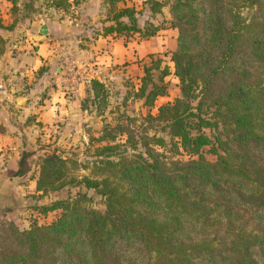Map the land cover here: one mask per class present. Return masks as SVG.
Returning <instances> with one entry per match:
<instances>
[{"label":"trees","instance_id":"trees-1","mask_svg":"<svg viewBox=\"0 0 264 264\" xmlns=\"http://www.w3.org/2000/svg\"><path fill=\"white\" fill-rule=\"evenodd\" d=\"M7 1L18 11L15 0ZM34 1L25 0L24 6ZM84 1L40 5L70 11L72 17ZM105 2L110 16L102 35L136 32L145 38L161 28L139 27L134 4ZM167 4L168 26L177 31L171 66L159 56L149 58L131 97L154 107L143 120L159 125L169 141L154 133L135 135L118 123L104 125L95 139L87 133L100 159L78 183L99 194L103 210L90 207L85 193L77 192L39 207L59 210L48 223L22 229L1 223L0 264H264V0L141 2L150 13ZM244 8L248 17L240 13ZM17 22L13 17L4 25L0 19V29ZM167 75L179 93L154 105L166 94ZM84 83L93 109L102 113L104 82L93 74ZM116 132L133 149L141 140L142 150L111 158L119 147ZM205 147L213 160L205 158ZM25 156L17 173L26 171ZM70 163L75 162L54 152L43 154L34 191L64 186Z\"/></svg>","mask_w":264,"mask_h":264},{"label":"rangeland","instance_id":"rangeland-1","mask_svg":"<svg viewBox=\"0 0 264 264\" xmlns=\"http://www.w3.org/2000/svg\"><path fill=\"white\" fill-rule=\"evenodd\" d=\"M16 9L18 11L10 10V3H1L0 1V19L3 21H8L13 17L18 19L17 24H25L27 20L36 19V21L50 22L51 20L59 19H68L70 11L66 13L57 12L49 8H44L43 5H40L41 0H36L31 3L32 6H24L25 0H15ZM134 3V0L132 1ZM139 4V3H138ZM138 13L136 14L137 25L139 27L144 26L146 23H152L154 25L161 26L158 29L157 33L153 36H157V43L164 41L162 43L163 48L160 52H150L143 56L140 60L136 61L138 66V71L133 68H129V72H124V69L120 73H111L110 75H104L100 73L99 76L104 82L107 89L106 96V106L104 107L102 113L97 114L96 110L93 109V105L90 104V93L87 92V87L83 84L80 85L81 93V102L85 105L86 108V118L82 122L81 132H77L74 135L65 134L61 135L52 130H36L32 135L30 134L25 139L29 138L30 142L28 143H19L15 140L18 139L17 136H14L12 143L8 144L4 140L0 141V179L7 177L12 179L7 186L4 188V191L9 195V199L6 201L0 202V224L11 222L18 229L26 228L30 223L36 222L39 224H44L50 222L58 213L59 210H49L42 212L39 207L45 204H49L53 200L71 198L76 195L77 192L85 193L88 198V205L96 210H103V199L97 194L93 189H86L81 184L78 183L79 179L83 176H91L92 174V162L96 158L94 155V147L96 146L95 141H89L87 133L91 135V139H95L100 134V130L104 125L112 127V125L120 124L122 126H127V128L132 129L137 134H146L148 137L153 133L159 136H163L165 141L168 142V136L160 130V126L155 122L152 125L147 124L143 120V116L148 112H153V108H148L142 105L140 100H135L131 97L132 89L136 86L137 80L142 74V66L148 63L149 58L160 57L163 61V64H171L168 62L169 53L172 52L175 48V37L177 34L176 29L168 26L167 20L170 19L169 15V6L164 5L161 7L159 13H150L147 6L144 5L139 8L137 5ZM241 15L248 17L250 15V10L244 8L240 11ZM51 14V15H50ZM60 17L59 15H63ZM165 20V21H164ZM163 21V22H162ZM123 39L128 37L135 39L139 37L138 33L132 32L124 36ZM61 37L60 34L56 35ZM161 36H163L161 38ZM147 38V37H145ZM160 38V39H159ZM61 39V38H60ZM60 39H58L60 41ZM77 40V39H76ZM75 43V42H74ZM61 42L57 45V51L62 50L63 55L58 57L56 65H60L62 78L69 79L71 75L68 74L66 69L65 58H71L75 60V56L72 50L68 51L64 48ZM73 55H72V54ZM62 54V53H61ZM63 56H66L63 60ZM77 63V61L75 60ZM135 63V62H132ZM128 61L123 62L122 64L115 66L125 67L130 65ZM89 65V64H87ZM91 65V64H90ZM96 66L93 64V67ZM115 66L111 67V70L115 69ZM119 68V69H120ZM126 70V69H125ZM79 70L73 68V75L78 76ZM111 72V71H109ZM80 74V73H79ZM72 75V76H73ZM88 71L83 75L87 77ZM164 81L166 82L167 90L166 94L156 98L154 105L164 103L166 101L172 100L178 95V86L174 78L170 76H165ZM66 89L69 92L74 89V85L71 83ZM70 87V88H69ZM111 129V128H110ZM116 140L115 142L119 144V147L113 151L111 158L117 159L119 155L129 156L132 153H136L139 150H142L140 143L141 140H137L135 143L136 147L133 149L131 143H126L124 141V136L119 135L118 132L115 133ZM61 137V139H60ZM136 137V136H135ZM59 138V140H58ZM103 143V141H102ZM16 145V146H14ZM14 146V148H11ZM169 144L165 146V149H168ZM158 151H162L161 147L157 148ZM206 147L203 150V154L206 159L213 160L214 156L209 152H206ZM54 152L62 157L67 159L74 160V164L70 163V170L66 178L67 183L58 190L48 191L45 194H40L39 192L34 191L35 180L39 170V164L41 161V156ZM168 154L169 151H167ZM26 166V171L19 176H16L15 173L19 168V163L23 160ZM177 157L183 158L184 155H178Z\"/></svg>","mask_w":264,"mask_h":264},{"label":"crops","instance_id":"crops-1","mask_svg":"<svg viewBox=\"0 0 264 264\" xmlns=\"http://www.w3.org/2000/svg\"><path fill=\"white\" fill-rule=\"evenodd\" d=\"M141 2L134 0L133 4L140 8ZM119 4L131 5L132 2L121 0ZM107 12L105 0H85L68 19L46 23L31 19L12 29H0L3 40L0 44V83L8 94L5 98L0 93V141L11 144L17 136L15 143L25 144L30 142V137H25L36 130L49 129L61 135L81 132L87 113L80 105L82 92L79 87L83 83H74L71 92L66 89L68 81L62 78L60 65H56L58 57L63 55L62 50L57 51L59 42L67 52L75 51L71 54L78 64H95L93 69L97 73H94L104 75L120 73L123 69L126 73L133 66L138 71L137 60L152 51H161L164 41L157 43V36L123 39L115 33L102 35L100 28L110 16ZM9 22L10 19L2 20L4 25ZM41 24L47 28L46 35H38ZM125 61L131 64L121 68L115 66ZM94 73L88 71V76ZM83 87L86 88V83ZM14 146L11 148L15 149Z\"/></svg>","mask_w":264,"mask_h":264},{"label":"built area","instance_id":"built-area-1","mask_svg":"<svg viewBox=\"0 0 264 264\" xmlns=\"http://www.w3.org/2000/svg\"><path fill=\"white\" fill-rule=\"evenodd\" d=\"M66 61V69L68 71V74L71 75V78L67 79L68 83L74 84L76 82L79 83H83L85 82L86 77H84L83 75L89 71L90 73H97V71L95 69H93V67H89L87 64H78L75 62V60L71 59V58H65ZM77 68L79 70L78 72V76L75 77L73 74V68ZM91 69V70H90ZM80 73V74H79ZM94 73V74H95ZM73 75V76H72ZM0 93H2V95L6 98L8 97V94L6 93L4 86L0 83Z\"/></svg>","mask_w":264,"mask_h":264},{"label":"water","instance_id":"water-1","mask_svg":"<svg viewBox=\"0 0 264 264\" xmlns=\"http://www.w3.org/2000/svg\"><path fill=\"white\" fill-rule=\"evenodd\" d=\"M38 35H46L47 34V28L44 24H41L38 29ZM12 180V179H11ZM7 177H3L0 179V202L6 201L9 199V195L4 191V188L7 186V184L11 181Z\"/></svg>","mask_w":264,"mask_h":264},{"label":"flooded vegetation","instance_id":"flooded-vegetation-1","mask_svg":"<svg viewBox=\"0 0 264 264\" xmlns=\"http://www.w3.org/2000/svg\"><path fill=\"white\" fill-rule=\"evenodd\" d=\"M18 171H19V168H18V170H17L16 173H15L16 176L21 175L20 173H17Z\"/></svg>","mask_w":264,"mask_h":264}]
</instances>
